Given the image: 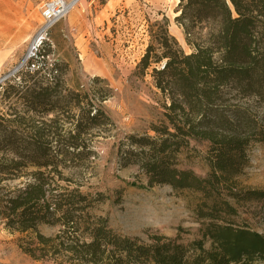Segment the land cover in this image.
Here are the masks:
<instances>
[{"label": "trees", "instance_id": "trees-1", "mask_svg": "<svg viewBox=\"0 0 264 264\" xmlns=\"http://www.w3.org/2000/svg\"><path fill=\"white\" fill-rule=\"evenodd\" d=\"M176 13L191 50L185 52L168 33L164 18L151 24L136 66L143 72L154 65V84L168 100L163 119L152 125L154 135L129 134L113 148L119 165H135L147 186L167 184L201 194L200 237L183 243L155 236L145 243L116 233L105 218L90 213L105 195L91 187L82 190L83 184L65 177L61 168L96 156L93 139L111 131L99 103L111 90L100 87L90 94L76 87L62 93L61 71L38 64L48 54L43 41L18 81L0 85L4 97L23 98L24 109H14L12 117L0 111V219L11 232L25 234L19 247L31 257L51 264L264 261V234L227 221L237 214L230 199L264 200L263 189L244 188L237 180L248 146L264 145V113L242 100L255 98L264 107V0H178ZM191 35L197 37L190 40ZM28 111L54 117L42 122L44 127H28ZM190 140L208 142L204 175L179 167L177 155ZM41 225L56 231L46 236Z\"/></svg>", "mask_w": 264, "mask_h": 264}, {"label": "rangeland", "instance_id": "rangeland-1", "mask_svg": "<svg viewBox=\"0 0 264 264\" xmlns=\"http://www.w3.org/2000/svg\"><path fill=\"white\" fill-rule=\"evenodd\" d=\"M43 1L0 0V85L18 81L28 59L46 41L44 49L48 54L38 64L61 71L62 93L76 87L90 94H96L100 87L110 89V95L99 103L112 122L111 131L106 137L93 139L95 157L85 159L77 167L61 168L62 174L83 184L82 190L91 187L92 191L105 195L106 200L94 205L90 213L105 218L108 226L120 235L136 237L145 243L155 236L176 238L183 243L199 238L202 220L197 217L196 206L201 194L176 190L167 184L147 186L145 176L137 172L135 165H119L113 148L129 134L154 135L152 125H159L163 119V105L168 100L154 84L151 75L154 65L143 72L136 66L149 43L151 24L164 18L168 33L185 52L191 50L186 33L174 19L178 0H77L62 18L41 31ZM196 37L191 35L189 39ZM47 73L43 75L47 77ZM231 95L227 93L225 98ZM242 100L264 113V107L255 98ZM14 109L24 110L23 98L9 99L0 94V111L12 117ZM28 112L24 114L28 117L25 118L28 127H41L42 122L48 124L54 117L53 113L44 117ZM207 148L208 142L190 140L177 155L179 167L192 169L198 175L206 174ZM246 154L237 180L244 188L264 190V145L252 143ZM230 202L237 214L229 215L227 221L264 234V200L236 203L230 199ZM39 230L48 236L56 228L41 225ZM24 235L11 232L0 219V264H51L31 257L19 247V239ZM209 244L205 241L204 246L207 248ZM248 264H264V261L253 260Z\"/></svg>", "mask_w": 264, "mask_h": 264}, {"label": "built area", "instance_id": "built-area-1", "mask_svg": "<svg viewBox=\"0 0 264 264\" xmlns=\"http://www.w3.org/2000/svg\"><path fill=\"white\" fill-rule=\"evenodd\" d=\"M67 0H45L41 5V16L43 18V25L40 27L41 31H45L47 27L62 18L72 7L71 2ZM42 42V37L38 39Z\"/></svg>", "mask_w": 264, "mask_h": 264}, {"label": "bare ground", "instance_id": "bare-ground-1", "mask_svg": "<svg viewBox=\"0 0 264 264\" xmlns=\"http://www.w3.org/2000/svg\"><path fill=\"white\" fill-rule=\"evenodd\" d=\"M76 1H77V0H72V1H71V2H72L71 5H72V4L74 5ZM73 5H72V6H73Z\"/></svg>", "mask_w": 264, "mask_h": 264}]
</instances>
